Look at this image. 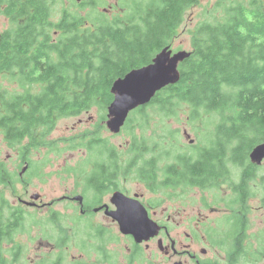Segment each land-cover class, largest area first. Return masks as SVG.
I'll return each mask as SVG.
<instances>
[{
  "label": "trees",
  "instance_id": "trees-1",
  "mask_svg": "<svg viewBox=\"0 0 264 264\" xmlns=\"http://www.w3.org/2000/svg\"><path fill=\"white\" fill-rule=\"evenodd\" d=\"M198 1L125 0L119 4L123 16L98 13L91 18L64 9L54 20V0H0V15L11 23L0 32V74L9 73L22 86L40 87L9 95L0 83V127L6 139L45 141L60 118L98 108L101 122L87 147L116 154L117 148L97 134L114 99L113 82L172 45L186 9ZM225 17L199 25L194 51L179 65L180 80L158 92L149 105L154 114L178 115L176 107L187 104L193 115L232 116L225 118L232 126L221 133L230 137L226 131L233 132L241 148L251 149L264 139V1H236L226 8ZM153 113L141 107L131 113L128 122L140 115L136 123L142 130L140 135L133 132L132 150L144 141L156 142L146 134ZM92 154L96 152L88 161L91 157L99 162ZM105 173L99 168L94 178H116ZM15 255L10 261L1 251L0 264H19Z\"/></svg>",
  "mask_w": 264,
  "mask_h": 264
},
{
  "label": "flooded vegetation",
  "instance_id": "flooded-vegetation-1",
  "mask_svg": "<svg viewBox=\"0 0 264 264\" xmlns=\"http://www.w3.org/2000/svg\"><path fill=\"white\" fill-rule=\"evenodd\" d=\"M170 46L174 52L183 50ZM141 108L148 110L151 105ZM177 117L161 116L160 138L141 143L140 164L124 156L118 159L116 178L101 180L94 178L97 169L110 176L113 165L103 168L90 157L92 178L82 180L86 190L75 194L70 190L48 200L30 189L25 177L34 165L23 150L15 182L16 187L26 184V194L11 202L0 194V257L1 251L10 261L21 254L24 244L18 235L30 230L36 231L33 240L39 244L35 249L57 252L55 258L47 255L48 260L44 253H37L38 264H264V182L257 175L264 159L253 162V148H241L240 139L231 131H226L230 137L221 133L222 128L232 126L228 121L232 116H217L218 124L203 132V142L196 146L195 138L189 137L197 130L191 126L189 131L188 122L184 130L175 127L171 122H177ZM1 164L0 154V186L12 181ZM135 164L144 192L129 189L122 178L126 168ZM118 191L144 206L158 227L156 235L138 240L122 230L115 216L119 215L118 202L124 200L115 198ZM190 191L199 196L189 197ZM258 210L262 215L256 214Z\"/></svg>",
  "mask_w": 264,
  "mask_h": 264
},
{
  "label": "rangeland",
  "instance_id": "rangeland-1",
  "mask_svg": "<svg viewBox=\"0 0 264 264\" xmlns=\"http://www.w3.org/2000/svg\"><path fill=\"white\" fill-rule=\"evenodd\" d=\"M123 1L125 0H95L96 3L94 5L93 0H54V20L61 17L64 9L76 14L90 16L91 18L95 17L98 13H105L109 18H112L115 15L123 16V7L119 6ZM236 1H242L244 3L250 2V0H199L196 4L188 7L173 40L172 45L175 50H192L193 38L199 25L206 21L217 23L225 20L226 8ZM94 6H96V9ZM10 26L11 23L9 19L0 15V32L8 29ZM12 79L9 73L0 74V83L9 91V95L23 93L26 89L31 90L32 92L40 90V87L37 84L22 86L17 79L15 81ZM176 108L179 117H177V122L172 121L171 123L175 127L181 128V130L187 128L186 122L189 123V131L191 130V126H193L194 129L192 130L197 131L190 133L191 136L189 138H195L194 146L203 142V132H210L212 127H215V125L218 124V121H216L218 114L216 113L203 112V115H193L191 106L186 104L181 108ZM146 111L153 113L152 108H148ZM1 112L3 111L0 108V115ZM101 115L102 112L100 109L93 108L80 116L60 118L57 125H55L56 128L54 127L55 130L53 129L54 132L50 133L45 138V141L39 139H36L35 141L24 139L23 141L11 143L6 139L3 128L0 127V154L3 162V164H1V169L3 168L5 171H8L12 177V181L3 183L0 186V194L5 195L10 202L14 197L26 194L24 192L26 184L20 182L19 186L16 187L15 182L16 174L22 165L21 153L23 150L34 165L32 166V170H30L25 177L30 183V189L43 194L46 200L50 197H58L70 190L73 191V194L83 189L86 190L82 180L91 176L88 170L91 169L93 165H88V157L92 152H96V154L92 155L93 158L98 159V164L101 167L107 165L110 166L111 162L115 163V168H109L111 173L116 172L118 167L117 160H121L124 156L128 158L129 162L137 159V162L135 163L140 164L142 156L141 149H131L134 142L133 132L136 135L142 133L141 126L136 123L140 117L138 114L135 115V118L131 123L127 120L120 133H112L106 125H103L104 127L98 130V136L107 141L108 145L117 148L116 154L112 153L111 155L108 150L103 152V147L93 149L92 152L88 149V137L98 129V124L101 122ZM187 115L191 116V119L188 120ZM161 116H163V114L153 113L151 128L146 131L147 136H155L156 140L160 138V136H158V132L161 128L160 126L164 125ZM203 116L205 118L202 119L201 117ZM200 118L202 119V124L197 123V120H200ZM154 131L157 132L156 135L154 134ZM181 138L182 141L186 142L184 137ZM36 142H40V144L38 145ZM262 142L263 138L261 137L260 143ZM260 143H257L254 147ZM73 145H76L75 149L72 148ZM135 146L141 145L137 144ZM257 170V175H259L261 181L264 182L263 166ZM237 173V170L233 172L235 176ZM122 178H125L123 181L128 183L129 189L133 191L138 189L141 192L145 191L144 185L139 184L140 180L138 178L137 164L133 167L129 166L128 169L126 168V173ZM248 183L252 184L253 181L248 180ZM31 193L32 192H29V194ZM197 196L199 195L193 194L192 191L189 192V197ZM256 214L259 216L262 215L259 210ZM35 234L36 231L31 233L30 230L24 233H19L18 238L24 244L22 253H18V257L21 255L19 264H38L37 261L40 257L37 253H44L46 256L51 255L53 258L56 257L57 252L50 254L48 252L50 251L49 249H35V245L39 244L36 240H33ZM261 238L264 240V234H261ZM146 254L147 256H150L148 251H146ZM48 259L47 256V260Z\"/></svg>",
  "mask_w": 264,
  "mask_h": 264
},
{
  "label": "water",
  "instance_id": "water-1",
  "mask_svg": "<svg viewBox=\"0 0 264 264\" xmlns=\"http://www.w3.org/2000/svg\"><path fill=\"white\" fill-rule=\"evenodd\" d=\"M190 56V51L174 52L168 45L155 55L151 63L117 78L111 88L114 99L107 108V128L112 133H120L133 110L149 104L158 92L180 80L179 65ZM251 159L256 163L264 159V141L253 148ZM117 197L124 198L118 202L119 215L115 216L125 233L134 235L138 240H148L158 233L157 225L139 201L132 203V199L120 191L115 194Z\"/></svg>",
  "mask_w": 264,
  "mask_h": 264
},
{
  "label": "bare ground",
  "instance_id": "bare-ground-1",
  "mask_svg": "<svg viewBox=\"0 0 264 264\" xmlns=\"http://www.w3.org/2000/svg\"><path fill=\"white\" fill-rule=\"evenodd\" d=\"M184 175V174H183ZM173 185V184H172Z\"/></svg>",
  "mask_w": 264,
  "mask_h": 264
}]
</instances>
